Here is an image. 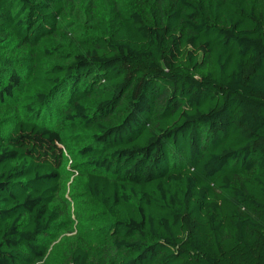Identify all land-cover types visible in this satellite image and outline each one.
<instances>
[{"label":"trees","instance_id":"trees-1","mask_svg":"<svg viewBox=\"0 0 264 264\" xmlns=\"http://www.w3.org/2000/svg\"><path fill=\"white\" fill-rule=\"evenodd\" d=\"M16 99L0 264L45 257L66 151L117 264H264V0H0V107Z\"/></svg>","mask_w":264,"mask_h":264},{"label":"rangeland","instance_id":"rangeland-1","mask_svg":"<svg viewBox=\"0 0 264 264\" xmlns=\"http://www.w3.org/2000/svg\"><path fill=\"white\" fill-rule=\"evenodd\" d=\"M10 106L11 109L0 107V118L21 115L22 107L18 99ZM42 119L51 127L59 126L54 109L46 110ZM66 153L62 188L53 205L60 218L39 237L47 251L45 257L35 264H70L69 256L76 248L84 249L89 259L98 264H117L123 251L113 245V237L108 232L110 218L84 188L85 174L93 169L76 154L69 156L70 153Z\"/></svg>","mask_w":264,"mask_h":264}]
</instances>
